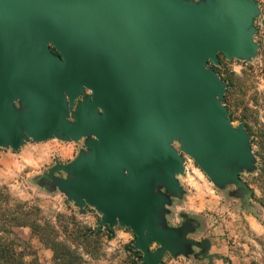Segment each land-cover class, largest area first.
<instances>
[{
  "label": "water",
  "instance_id": "1",
  "mask_svg": "<svg viewBox=\"0 0 264 264\" xmlns=\"http://www.w3.org/2000/svg\"><path fill=\"white\" fill-rule=\"evenodd\" d=\"M260 19L264 31L257 0H0V149L82 142L28 183L79 215L94 210L98 230H130L137 264H231L210 239L191 238L197 217H169L187 194L186 158L254 209L242 176L259 159L216 68L221 56L258 58Z\"/></svg>",
  "mask_w": 264,
  "mask_h": 264
},
{
  "label": "rangeland",
  "instance_id": "2",
  "mask_svg": "<svg viewBox=\"0 0 264 264\" xmlns=\"http://www.w3.org/2000/svg\"><path fill=\"white\" fill-rule=\"evenodd\" d=\"M257 1L264 15V0ZM257 28L255 40L261 46L258 58L246 63L227 61L221 56L219 74L230 82L225 106L231 113L233 125L246 122L250 133L258 139L264 135V31L261 19ZM81 147L82 142L67 144L53 140L27 144L17 153L0 149V189L6 187L15 202L27 204L22 211L32 213V221L47 228L46 234H51V241H41L30 227L13 228L10 233L0 231V236L15 242L17 251L25 255L28 263L53 264L52 248L55 243H63L78 255V264H134L137 256L130 249L135 235L130 230L116 228L114 237L109 239L106 236L109 230L104 228L95 236L92 230L97 228L100 217L94 210L79 215L72 204H65L63 195L47 194L27 181L51 168L56 159L63 164L72 161ZM257 151L254 146V153ZM186 160L187 173L180 180L187 194L183 202L176 204L169 223L178 226L181 213L197 217L202 223L201 230L191 238L197 241L210 239L214 247L212 254L229 259L231 264H264V208L259 204L264 193L257 184L256 174L242 176L256 195L251 198L254 209L246 212L238 200L228 198L227 192L218 190L191 159ZM232 190L233 187L229 188ZM6 196L4 192L0 198V222L10 213L20 211ZM164 264L208 262L185 258L175 261L167 256Z\"/></svg>",
  "mask_w": 264,
  "mask_h": 264
},
{
  "label": "trees",
  "instance_id": "3",
  "mask_svg": "<svg viewBox=\"0 0 264 264\" xmlns=\"http://www.w3.org/2000/svg\"><path fill=\"white\" fill-rule=\"evenodd\" d=\"M220 68H216V70L219 72ZM225 81L228 82V80ZM228 83L230 87V82ZM226 96H225V104H226ZM246 128L252 137V143L254 144V146L258 148V151L256 152V156L259 159V168H258V172L256 173V180L260 190H262L264 193V135H260L257 139L250 133L247 127V123H246ZM4 192H6L7 195L6 199L7 200L11 199L16 204V209H20V211L19 210L15 211L13 213H10L9 216L5 217L3 222H0L2 227L0 231L3 233H8V232L10 233V231H12L13 228L30 227L31 230L37 236L40 237L41 241L45 243L46 242L50 243L51 234H46L47 228L43 229L41 228V226L38 225L36 221H32V213L27 211H22V208L27 206V204L22 202H18V203L15 202V199L12 198L13 196L9 193L6 187L0 189V198L4 194ZM253 197H256L255 193H253ZM259 204L264 208V198L263 200H259ZM100 233L101 230H98L97 228L92 230V234L95 236L100 235ZM106 236L109 239H112L114 237L113 231H108ZM81 239L83 238L81 237ZM17 247L18 246L12 240H9L4 236H0V264H39V262L37 261L31 263L26 262L25 255L18 252ZM132 248L130 249V252L136 255L137 257H139L140 253L133 252ZM52 250L54 252L53 264H78L79 262L78 255L75 254V252L72 251L71 248L67 247L66 244L55 243ZM134 264H137L136 260L134 261Z\"/></svg>",
  "mask_w": 264,
  "mask_h": 264
},
{
  "label": "crops",
  "instance_id": "4",
  "mask_svg": "<svg viewBox=\"0 0 264 264\" xmlns=\"http://www.w3.org/2000/svg\"><path fill=\"white\" fill-rule=\"evenodd\" d=\"M214 247L212 246V251H213ZM167 257V256H166ZM166 259V258H165ZM165 262V260H164ZM215 264H220L219 262H215Z\"/></svg>",
  "mask_w": 264,
  "mask_h": 264
},
{
  "label": "flooded vegetation",
  "instance_id": "5",
  "mask_svg": "<svg viewBox=\"0 0 264 264\" xmlns=\"http://www.w3.org/2000/svg\"><path fill=\"white\" fill-rule=\"evenodd\" d=\"M180 224H181V222H180ZM180 224H179V225H180ZM179 225H178V226H179ZM201 241H202V240H201Z\"/></svg>",
  "mask_w": 264,
  "mask_h": 264
}]
</instances>
